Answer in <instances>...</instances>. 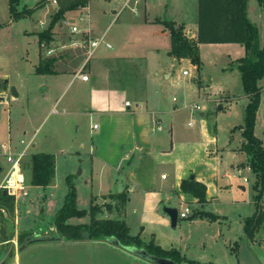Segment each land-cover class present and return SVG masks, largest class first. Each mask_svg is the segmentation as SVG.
Here are the masks:
<instances>
[{
    "label": "crops",
    "instance_id": "1",
    "mask_svg": "<svg viewBox=\"0 0 264 264\" xmlns=\"http://www.w3.org/2000/svg\"><path fill=\"white\" fill-rule=\"evenodd\" d=\"M108 1L93 11L92 0L88 1L91 20L89 30L85 33H73L71 26L76 22L71 24L64 19L63 27L67 28L68 33L65 36L66 43L62 45L72 53L70 57L64 53L58 56L56 46L49 48L50 42L40 40L39 33L43 30L38 32V61L41 63L55 58L54 73L44 74H52L61 91L52 100L50 112L57 109L60 114L67 116L69 123L80 117L89 116L91 121L97 118L90 125V131L94 133L90 152L102 163V168H109L112 181L116 182V186L119 184L116 193L128 192L129 201L120 216L129 225L130 234L133 237L139 236L145 244L154 242L164 249H179L186 258L181 235L171 229L179 225L180 216L178 214L176 226H172L165 209L169 207L180 211L187 204L194 209L185 217L190 223L198 225L196 222L199 220L206 226L222 223L225 216L218 210L212 211L214 205L219 206L218 202L221 204L218 199L224 197L226 192L232 194V180H240L245 170L251 171L249 156L242 150L245 139L237 147L220 144L216 124L211 128L207 120L192 118V107H165L162 93L157 87L156 69L160 68L162 59L169 57L175 62L189 60H178L169 54L171 36L158 19L166 18L183 24L186 34L196 38L198 0H135L132 9L127 8L125 15L123 10L119 16V10L110 5L112 0ZM249 16L252 19L250 2ZM119 19L118 29L107 34L108 27ZM52 32L53 43H56L55 36L64 33ZM103 35L105 41L97 48L84 70L89 79L76 77L85 60L86 49L80 44L73 45V41L100 38ZM107 42L111 47L106 45ZM43 47L47 55L42 54ZM78 61L82 63L76 66ZM164 76L169 75L164 73ZM74 83L78 86L75 97L65 100L62 93ZM49 88L46 85L43 89ZM13 91L17 94L15 89ZM3 92L7 94L5 88ZM204 114L201 111V116ZM8 140L12 141L14 149L22 148L11 138ZM32 146H36L34 141ZM31 154L29 150L26 160ZM1 170L4 168L1 167ZM187 178L196 179L207 186L205 203H200L198 198L181 189L182 181ZM242 188L245 189V186ZM110 193L113 192L105 196ZM18 199H15L12 212L0 203V264H148L109 239L66 240L55 232L54 219L49 225L35 230L20 229ZM252 215L241 216L243 231L245 219ZM104 216L116 215L105 213ZM85 218L76 217L74 224L89 223L90 220L86 221ZM9 233L13 234L12 238L2 241ZM23 233L29 234L21 244L19 238ZM243 236L246 238L245 233ZM35 237L41 240L27 244L28 239ZM229 241L231 245L232 240ZM237 243L231 245V248L235 249ZM130 246L146 249L145 246L135 244Z\"/></svg>",
    "mask_w": 264,
    "mask_h": 264
},
{
    "label": "rangeland",
    "instance_id": "2",
    "mask_svg": "<svg viewBox=\"0 0 264 264\" xmlns=\"http://www.w3.org/2000/svg\"><path fill=\"white\" fill-rule=\"evenodd\" d=\"M105 2L109 1L92 0V11L106 5ZM249 2L253 14L252 20L259 28V44L263 46L264 15L257 0H249ZM121 4L120 0H112L110 5L119 10ZM10 5V0H0V97L3 96L5 88L9 98L8 105L0 104V143H5L11 138L22 147L23 145L20 144L22 139L29 141L35 135L33 141L36 146L30 148L31 152L49 150L48 152L55 154L57 159L54 184L44 189L41 186L31 185L26 178L28 196L17 200L19 228L35 230L49 225L62 207L69 192V176L75 186L79 209L89 210L93 200L102 205L109 202L110 199L105 195L109 192H118L119 184L116 186L109 168H102V163H99L95 155L90 152L94 135L93 131H90V125L97 118L91 121L89 116L80 117L69 123L67 116L59 112H50L52 100L61 91L52 74L36 72L39 64L36 51L37 34L50 26L60 6L53 5L50 0H17L18 12L25 9L31 12L15 18L11 13ZM78 10L66 11L53 26L52 31L64 32L54 37L56 43L53 41L48 43L49 48L56 46L57 55L63 53L69 57L72 55L62 45L66 43L65 36L68 33L67 28L63 27L64 19L69 20L71 24L76 22L75 24L82 30L89 28V23L84 21L87 18L82 20ZM127 12L128 9H125L123 15ZM120 19L108 27L107 34L118 29ZM164 19L159 18L158 22L165 28L169 21L174 22ZM41 22L44 25H41ZM41 49L42 54L47 55L45 47ZM200 56L202 61L200 69L189 60L175 62L169 57L162 59L160 68L156 69L158 75L155 76L164 105L192 107V118L207 120L211 128L216 124L220 144L237 147L244 141L245 111L249 103L237 62L245 56V48L239 43H202ZM82 61L75 63L76 66ZM184 70L189 74L185 75ZM164 73H168L169 76L165 77ZM46 85L50 86L48 90L43 89ZM259 86L261 102L255 135L264 145V77L259 81ZM14 89L17 94L14 93ZM77 90V84L74 83L73 86L71 84L65 93H62V98L65 97V100L74 98ZM196 105H200L203 109H195ZM57 106L59 109L62 108ZM201 111L205 112L204 116H201ZM1 167L4 170H1ZM7 168V158L2 154L1 149L0 182ZM239 179L232 180V194L230 191L226 192L224 197L218 199L221 204L218 202L219 206L214 205L212 209V211H220L225 216L222 223L206 226L199 220L196 222L198 225H195L190 223L189 219L179 217V225L171 228L181 235L183 239L181 245L185 250L186 258L195 261L196 264H264V227L257 231L254 241H249L243 236V221L240 219L241 216L254 214L256 210V174L252 170H245ZM242 186H245V189ZM127 206L132 208L130 205ZM85 217L86 221L91 219L90 215ZM71 219L73 223L77 221L76 217ZM187 239L190 242H186ZM229 239L232 240L233 246L236 241L238 242L235 249L231 248ZM226 240L228 241L225 244Z\"/></svg>",
    "mask_w": 264,
    "mask_h": 264
},
{
    "label": "trees",
    "instance_id": "3",
    "mask_svg": "<svg viewBox=\"0 0 264 264\" xmlns=\"http://www.w3.org/2000/svg\"><path fill=\"white\" fill-rule=\"evenodd\" d=\"M264 12V0H257ZM17 0H10L11 13L19 18L31 12L23 10L18 12ZM88 3V0H61L60 8L53 17L50 26L39 33L40 40L50 42L54 24L60 20L68 10H78ZM167 22V21H165ZM167 29L171 36V49L169 54L178 60L187 58L198 69L202 66L200 56L201 43H239L245 48V56L238 59V68L242 74L245 93L249 97V103L245 111V125L242 144L249 156V166L256 174L255 213L245 219L244 233L249 241L256 239V233L264 227V145L263 141L255 135L256 119L261 102V87L259 81L264 77V45L259 44V28L249 16V0H198V33L196 38L189 37L183 24L178 26L175 22H168ZM55 58L41 61L36 68L37 73H54ZM25 176L33 186L47 188L54 184L56 176V156L50 152H34L22 165ZM69 192L62 207L57 211L54 222L55 232L66 240L109 239L117 238L124 245L145 246L147 251L158 257H167L181 264H196L195 261L186 259L180 250L176 248L164 249L160 245L150 242L145 244L139 236L130 234L129 225L122 213L129 201L127 191L110 193L109 202L99 204L92 201L89 210L77 207V195L71 176L68 177ZM181 189L198 198L200 203L206 202L207 186L196 179L187 178L182 181ZM0 203L9 211H14L15 198L9 194L0 192ZM115 214L116 216H104ZM119 214V216H117ZM90 215L89 223L74 224L70 222L73 217H85ZM217 217V216H214ZM29 233L21 235L20 242ZM12 233L4 240L12 238Z\"/></svg>",
    "mask_w": 264,
    "mask_h": 264
},
{
    "label": "built area",
    "instance_id": "4",
    "mask_svg": "<svg viewBox=\"0 0 264 264\" xmlns=\"http://www.w3.org/2000/svg\"><path fill=\"white\" fill-rule=\"evenodd\" d=\"M60 1L61 0H50V2L55 5V6H59L60 5ZM121 1V8L119 9V11L117 12V16L120 15V13L127 9V8H131L132 9V3L135 0H120ZM80 14H81V19L84 20L85 18H87V24L89 23L90 20V13H89V8H88V4L81 6L79 8ZM116 19V17H115ZM114 19V20H115ZM41 25H44L43 22H41ZM86 30H89V28L87 29H80V27L75 24L71 26V31L73 33H85ZM105 41V36L103 35V37L100 38H83L81 39V41L78 42H74L73 41V45H81L83 48H85L86 50V57L85 60L83 62L82 67L79 69V71H77L76 73V77H79L83 80H88L89 76L88 74H86L84 72L87 64L89 63V61L91 60V58L94 56L97 48ZM44 45V44H43ZM106 45L108 47H111L110 43H106ZM183 73L185 75H188L189 72L187 70H184ZM1 101L0 104H9V98L7 94L3 93V96L0 97ZM175 100V98H174ZM130 102H127V105H129ZM197 110H202L203 107H200V105H196L194 107ZM53 112H58L57 109H54ZM34 137H32L29 141H26L24 139H22L20 142L23 145L21 149H14V144L12 143L11 140H8L5 143H1L0 147L2 149V153L3 155L7 158V162H8V168L6 170L5 176L3 178V180L0 183V192H4L6 191L7 194L14 196L15 199H18L21 196H26L28 195V192L26 190V179H25V175L22 169V165L24 163V161L26 160V158L29 155V150L32 147V143H33ZM250 168V167H249ZM251 170V168H250ZM245 180H247V178H245ZM194 211L193 207L191 205H184L182 207V210L179 211V216L182 218L188 217V215Z\"/></svg>",
    "mask_w": 264,
    "mask_h": 264
},
{
    "label": "water",
    "instance_id": "5",
    "mask_svg": "<svg viewBox=\"0 0 264 264\" xmlns=\"http://www.w3.org/2000/svg\"><path fill=\"white\" fill-rule=\"evenodd\" d=\"M3 193H4V195H7L6 191H4ZM165 211L169 214V216L171 218L172 226H176L179 211L176 208H169V207L166 208ZM52 239H55V237H52ZM40 240H41V238H39V237L28 239L27 244H29L31 242L40 241ZM109 240L112 243H114L116 246L124 249L128 253L134 255L136 258H139V259L145 261L148 264H179L171 258L158 257L154 254H151L145 248L124 245L115 237H111V238H109Z\"/></svg>",
    "mask_w": 264,
    "mask_h": 264
}]
</instances>
